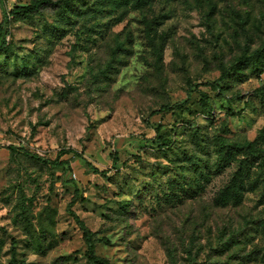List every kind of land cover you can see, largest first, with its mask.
<instances>
[{
    "label": "rangeland",
    "instance_id": "374dc122",
    "mask_svg": "<svg viewBox=\"0 0 264 264\" xmlns=\"http://www.w3.org/2000/svg\"><path fill=\"white\" fill-rule=\"evenodd\" d=\"M1 1L0 35L32 0ZM6 28L0 264H97L72 212L107 264H264V0H73Z\"/></svg>",
    "mask_w": 264,
    "mask_h": 264
},
{
    "label": "trees",
    "instance_id": "16d2710c",
    "mask_svg": "<svg viewBox=\"0 0 264 264\" xmlns=\"http://www.w3.org/2000/svg\"><path fill=\"white\" fill-rule=\"evenodd\" d=\"M73 0H32V2L28 5H16L14 8L11 10H8L5 8L3 10L4 12V25L2 27L1 35H0V47H5L6 46V26L7 23L9 22V17L14 16V17H26L30 15L31 13L34 12H39L40 9L45 6V5H51V6H62L64 4H71ZM0 5H2V1L0 0ZM258 93H260L262 96H264V88H260L258 90ZM28 153V152H26ZM116 160V156H115ZM46 163L49 164H58V165H65L67 162L64 161H59V158H56L55 160H45ZM100 171V170H96ZM74 215L77 223L80 225V228L83 230L84 237L87 242V255L90 260H93L97 264H107L108 261L105 258H101L99 256H96L95 254V241L92 238L91 231L85 226L83 221L76 215L75 213L72 212Z\"/></svg>",
    "mask_w": 264,
    "mask_h": 264
}]
</instances>
